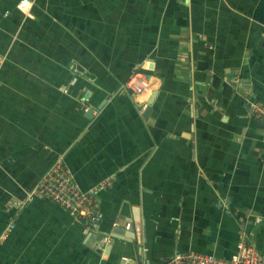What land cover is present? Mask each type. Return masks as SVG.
<instances>
[{
    "label": "crops",
    "instance_id": "1",
    "mask_svg": "<svg viewBox=\"0 0 264 264\" xmlns=\"http://www.w3.org/2000/svg\"><path fill=\"white\" fill-rule=\"evenodd\" d=\"M20 1L0 0V237L15 226L0 264L230 259L243 236L264 253V124L247 105L264 104V0H30V16ZM58 160L83 192L113 178L94 224L29 197Z\"/></svg>",
    "mask_w": 264,
    "mask_h": 264
},
{
    "label": "built area",
    "instance_id": "2",
    "mask_svg": "<svg viewBox=\"0 0 264 264\" xmlns=\"http://www.w3.org/2000/svg\"><path fill=\"white\" fill-rule=\"evenodd\" d=\"M33 2L21 0L17 6L26 16H30ZM1 30V27H0ZM149 81L144 73L137 72L126 83V87L133 89L137 96L143 95L149 87ZM250 114L264 124V104L261 102H247ZM147 107L142 102V111ZM113 185V178L103 181L90 192H83L74 181L70 171L62 160H58L48 170L43 179L31 191L29 197H42L51 201L60 209L70 213L78 222L94 224L95 216L92 210L95 194ZM89 220V221H88ZM129 228V226H127ZM15 228L10 224L0 237V244L8 239V234ZM164 264H264V253L259 252L251 243L250 238L242 237L236 253L230 259L217 258L199 252L176 253Z\"/></svg>",
    "mask_w": 264,
    "mask_h": 264
},
{
    "label": "water",
    "instance_id": "3",
    "mask_svg": "<svg viewBox=\"0 0 264 264\" xmlns=\"http://www.w3.org/2000/svg\"><path fill=\"white\" fill-rule=\"evenodd\" d=\"M150 76H147V80H150ZM155 95L156 93H153L151 95V99L149 100V102L147 103V107L145 108L144 112H143V117L145 119H147L152 111V105L154 103V99H155ZM93 113V109H89L86 114L87 117L90 118L91 114ZM134 234L132 235L131 233H129V231H127L126 229H121V228H117L114 230V235L112 236L113 242L116 239H120V240H125L128 241L126 239H133L134 238Z\"/></svg>",
    "mask_w": 264,
    "mask_h": 264
}]
</instances>
